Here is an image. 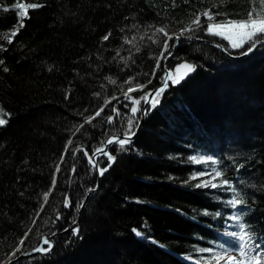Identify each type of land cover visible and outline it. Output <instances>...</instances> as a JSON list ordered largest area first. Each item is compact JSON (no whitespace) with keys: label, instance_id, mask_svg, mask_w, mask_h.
<instances>
[{"label":"trees","instance_id":"trees-1","mask_svg":"<svg viewBox=\"0 0 264 264\" xmlns=\"http://www.w3.org/2000/svg\"><path fill=\"white\" fill-rule=\"evenodd\" d=\"M42 2V7L29 9L25 26L6 49H0L4 61L0 64V107L5 110L0 114L8 121L0 126V261L8 260L25 232L29 236L20 249L29 250L42 236L63 231L76 219V202L96 184L97 173L82 152L65 153L64 145L74 132L72 150L82 142L91 150L93 141L98 145L113 132L122 134L126 126L122 106L129 103L123 93L132 83L122 87L127 75L141 83L147 79L151 87L159 85V75L149 74L155 60L148 55L158 46L148 39L153 32L146 26L166 24L176 31L210 5L215 11L242 17L253 0H225L219 7L218 0ZM254 2L259 10V0ZM17 19L15 9H0V43H8L3 37ZM109 29V40H102ZM194 36L206 38L202 32ZM181 59L196 61L197 68L166 89L158 111L153 109L143 117L131 150L110 148L117 160L101 176L98 189L81 211L80 238L67 230L54 237L50 254L13 264H180L177 253L196 258L210 255L196 246L213 247L211 241L223 231L224 223L202 209L226 215L227 206L213 195L228 197L189 181L191 171L204 170V165L188 160L197 152H215L232 173L236 172L232 161L245 162L241 171L249 175L241 176L240 184L249 198L256 197L253 218L264 226V54L254 50L242 59H232L212 45L183 39L165 66L175 67ZM165 66L157 72L162 74ZM109 76L117 82L111 83L106 79ZM107 96L114 97L109 104L120 108V115L115 116L106 105L104 113L77 132L83 122L79 113L91 114ZM109 114L115 116L111 124L106 119ZM220 139L226 143L222 145ZM62 154L64 161L59 159ZM58 163L57 185L45 203L43 193L52 187ZM73 163L78 166L75 173ZM65 192L73 199L70 208L62 204ZM56 211L62 212L58 220ZM134 227L144 236L136 238ZM147 235L160 244L147 240Z\"/></svg>","mask_w":264,"mask_h":264},{"label":"snow or ice","instance_id":"snow-or-ice-1","mask_svg":"<svg viewBox=\"0 0 264 264\" xmlns=\"http://www.w3.org/2000/svg\"><path fill=\"white\" fill-rule=\"evenodd\" d=\"M225 0H218L216 7L224 4ZM43 6L42 0H34V2H27V0H15L11 4L0 3V9L9 11L15 9L18 13L17 22L8 30L4 35V39L8 43H0V49H6L16 34L25 26V18L30 16L29 9H35ZM259 10L253 0L249 10L243 13L242 17H233L227 14L226 11H215L210 5L209 7H202L200 11L194 13V16L190 18L187 23L178 28L176 31H171L166 24H157L154 28L151 24L147 25V29H151L153 35L149 37L152 43L158 46L157 51H149L148 55L152 56L155 60V67L151 69L150 75H159L160 83L157 87H151V81L145 80L143 83L135 81L132 75H127V79L122 82V87L128 85L127 91L123 93L124 98L129 102L122 107L126 109L123 114V118L126 122L122 134L113 132L106 140L101 141L98 145L93 141L94 146L89 149L86 143L82 142L75 145L76 150H72L70 147L73 145V140L69 137L67 143L64 145L65 153L71 155H77V151L82 152V156L87 158V162L90 169L96 170L100 176H103L109 168H111L114 162L117 160V156L113 150L124 152L129 151L135 144L134 137L140 130V118L146 116L153 109L159 110L158 105L161 107L162 97L165 94L166 89L170 85H177L185 77H188L189 73H192L197 68V62L191 59H181L179 63L175 64V70L171 67H164L162 74L157 72V69L162 67V60L168 61L169 57L173 56V49H177L178 45L183 43L185 37H192L196 32H202L208 34V39L211 42L215 37L219 36L226 38L229 41V45L219 44L218 47L223 48L224 52L229 55L248 56L253 53L254 50L264 54V0H259ZM202 17L206 19H202ZM127 27V25H125ZM132 27H135L133 25ZM123 31V29H121ZM10 33V34H9ZM112 35V30L109 29L103 36L102 40L108 41ZM126 42L132 43L127 36L122 37ZM137 51L140 49L137 48ZM238 50V51H232ZM124 59V57H120ZM169 63H171L169 61ZM0 64H4L3 60H0ZM4 71H8L5 66ZM111 83L115 84L117 81L115 78L109 76L106 77ZM147 86V87H146ZM146 89L139 95H134V90ZM96 96H100L101 93H94ZM67 99V96L65 97ZM113 96H107L104 99L103 104H100L91 114L85 115L83 112L79 115L83 116V122L77 127L76 131L79 132L83 128L85 123H92L95 117H99L106 111L107 105L115 116L120 115V108H117L115 104H109V101H113ZM87 110V109H86ZM4 108L0 107V113H4ZM115 116L113 114L107 115L106 119L111 124ZM8 121L3 114H0V126H3ZM76 133H73V136ZM118 146V148H117ZM106 158V160H105ZM60 161L65 160V155H60ZM104 161L103 163L101 161ZM190 162L204 165V170H193L189 173V181H195L194 187L204 189H216L227 194V199H224L221 195H213V199L222 202L227 206L226 215L219 210H211L209 207L202 209L205 215L212 216L213 218H220L223 220L226 227L223 231H219L213 238L211 243L213 247H200L196 246V250L200 252H207L210 255L196 258L186 253H177L176 255L180 259V264H185V261H196V264H210L215 261V264H264V226L259 225L253 218V214L256 209L255 200L256 197L249 198L246 195L245 189L240 184V177H247L249 173L242 172L245 167L243 161H232L236 172L232 173L227 165L226 161H222V157L215 152L212 154H200L191 155L188 157ZM56 172L52 176V187L43 193L45 203L57 185V173L61 171V165L58 163L55 165ZM71 171L73 173L78 171L77 164L71 165ZM231 174V175H230ZM199 178V179H198ZM187 184L188 181H182ZM99 187L98 184L90 185L86 189V195L95 191ZM137 202L140 201L139 197H133ZM251 201V202H250ZM86 201L84 199H78L76 202V209L83 208ZM63 207L70 208L73 205V199L69 193L65 192L62 200ZM41 208L44 204L40 205ZM218 207V205L212 206V208ZM62 216V212L56 211L55 217L58 220ZM35 223V220L33 221ZM55 225L56 221H51ZM71 228L74 238H80L81 226L75 220L72 221ZM235 229V230H233ZM139 236H144L143 233L137 228H133ZM39 235V233H37ZM54 232H50L48 236H42L36 243V247L31 248L30 251H37L41 254H50L53 250L54 241L51 238L54 236ZM29 236V232H25L20 238L21 244H17L13 252H16L23 244L25 237ZM146 239L153 241L156 244H160L159 240H156L153 235H147ZM45 245H47L45 247ZM161 247H165L161 245ZM169 254H172V249H168ZM232 253H238L232 254ZM11 256V254H10ZM0 264H6L5 261H0Z\"/></svg>","mask_w":264,"mask_h":264},{"label":"water","instance_id":"water-1","mask_svg":"<svg viewBox=\"0 0 264 264\" xmlns=\"http://www.w3.org/2000/svg\"><path fill=\"white\" fill-rule=\"evenodd\" d=\"M182 39H187V40H197V41H201V42H203V43H206V44H209V45H214V46H216V47H218V45L219 44H221V43H219V42H217V41H214V40H212L211 42L209 41V39H207V38H198V37H185V38H182ZM218 48H220L222 51H224L223 50V48H221V47H218ZM225 53V55H227L228 57H234V55H229L228 53H226V52H224ZM165 62V61H164ZM186 78V77H185ZM159 86V85H158ZM157 87V86H156ZM143 117L144 116H142L141 118H140V124L142 125V121H143ZM107 139V138H106ZM105 139V140H106ZM97 172V171H96ZM100 178H101V176L98 174V172H97V179H96V184H98L99 185V180H100ZM95 184V185H96ZM98 189V188H97ZM96 189V190H97ZM95 190V191H96ZM95 191H93V192H95ZM93 192H91L90 194H88V195H86L85 194V197H84V200L87 202V200H88V198L90 197V195L93 193ZM86 204V203H85ZM82 209L83 208H81V209H79V211H78V213H77V216H76V219H75V221L78 223L79 222V218H80V215H81V211H82ZM72 225V224H71ZM67 230H71V228L70 227H67L65 230H63V231H60V232H56L55 233V235L54 236H52L51 238H53V237H55L56 235H59V234H61V233H63V232H66ZM47 246V245H46ZM37 253H39V252H37V251H28V252H23V253H21V254H19V255H17V256H15L14 258H11V259H8L7 261H5L6 262V264H13V263H15V262H17L18 260H20V259H22L23 257H26L27 255H33V254H37Z\"/></svg>","mask_w":264,"mask_h":264},{"label":"rangeland","instance_id":"rangeland-1","mask_svg":"<svg viewBox=\"0 0 264 264\" xmlns=\"http://www.w3.org/2000/svg\"><path fill=\"white\" fill-rule=\"evenodd\" d=\"M205 36H206V38L208 39V34L207 33H205ZM193 37V36H192ZM195 37V36H194ZM214 40L215 41H220L221 43H223L224 45H229V41H227V39L226 38H222V37H219V36H217V37H215L214 38ZM209 45V44H208ZM214 47H216V46H214ZM217 49H219L222 53H224V51H222L220 48H218V47H216ZM173 51V56H174V54H175V52H176V49H173L172 50ZM225 54V53H224ZM172 56V57H173ZM227 56V55H226ZM172 57H169L168 58V61H171L170 59L172 58ZM230 58H232V57H230ZM168 61H166V63L168 62ZM162 64L165 66V63H164V61L162 60ZM171 68H173V70H175V67H173V66H171ZM127 91V90H126ZM125 91V92H126ZM200 154H202V153H195V155H200ZM194 155V154H193ZM53 240H54V237L52 238ZM21 243V242H20ZM19 243V244H20ZM46 246V245H45ZM23 251L24 250H22V249H18V251H16V252H13L12 251V253H11V256L9 255V257H8V259H11V258H14L15 256H17V255H19V254H21V253H23ZM38 254H41V253H37V254H33V255H31V257L32 256H34V255H38ZM232 254H236V255H238V253H232ZM221 263H223V262H221Z\"/></svg>","mask_w":264,"mask_h":264},{"label":"bare ground","instance_id":"bare-ground-1","mask_svg":"<svg viewBox=\"0 0 264 264\" xmlns=\"http://www.w3.org/2000/svg\"><path fill=\"white\" fill-rule=\"evenodd\" d=\"M198 38H203V37H198ZM214 41H215V40H214ZM217 42L221 43L220 41H217ZM212 46H214V45H212ZM243 57H244V56H237V55H234L233 59H242ZM168 62H169V61H168ZM168 62H167V63H168ZM164 63H165V65L167 64L166 61H165ZM166 67H167V66H166ZM170 67H171V66H170ZM108 136H109V135H108ZM108 136H107V137H108ZM72 137H73V135L71 136V138H72ZM107 137H106V138H107ZM106 138H105V139H106ZM219 138H221V137H219ZM105 139H104V140H105ZM219 141L222 142V143H221L222 145H223L224 143H226V141L224 142V139H220ZM223 142H224V143H223ZM221 144H218V145H221ZM95 171H96V170H95ZM96 173H97V172H96ZM140 232H141V231H140ZM63 233H64V232H63ZM133 233H135V232H133ZM135 234H136V233H135ZM136 235H137V234H136ZM139 237H140V236L137 235L136 238L139 239ZM29 250H30V249H29ZM29 250H24L23 252H28ZM29 257H31V255H27L26 257H23L22 259H24V258H29Z\"/></svg>","mask_w":264,"mask_h":264}]
</instances>
